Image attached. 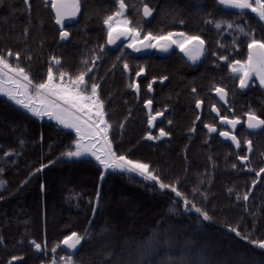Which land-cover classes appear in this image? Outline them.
<instances>
[{
    "label": "trees",
    "instance_id": "trees-1",
    "mask_svg": "<svg viewBox=\"0 0 264 264\" xmlns=\"http://www.w3.org/2000/svg\"><path fill=\"white\" fill-rule=\"evenodd\" d=\"M126 3L135 4L136 8L148 3L154 9L153 17L141 22L145 32L178 30L205 40L209 88H195L197 95L211 91L215 84L226 86L213 64L219 55L242 60L247 54L246 41L239 37V47L233 50V30L223 32L204 23L209 12L212 19L237 16L235 11H218L214 0ZM30 4L29 13L23 0H0V51H20L21 66L30 72L34 82L45 77L53 55L61 57L63 70L75 75L82 68V58L90 57L93 49L105 44L102 20L116 10L113 0H80L79 17L68 28L70 37L61 41L45 0H30ZM128 14L133 19L135 12L130 8ZM181 19L183 25L179 24ZM236 22H247L256 30L258 39L264 38L254 14L246 12ZM217 41L225 48L218 49ZM29 54L30 61L25 58ZM100 55L91 75L100 83L113 150L148 163L162 182L175 183L190 204L186 208L170 188L160 189L155 181L133 172L105 171L91 158H65L62 153L75 138L72 131L36 118L0 96V180L5 181L0 186V236L4 238L0 243V264L12 255L23 256L22 264L47 262L52 258V247L71 231L84 236L74 254L76 264H264V250L250 243L264 239V173L256 175L264 167V127L257 133L240 128L238 151L209 136L201 123L190 135L186 131L192 127L195 109L184 104L195 102L196 96H190L188 88H155L151 97L153 111L166 112L153 133L164 128L171 135L146 140L150 131L148 114L143 99L124 86L122 61L116 59L121 56V49L112 50L105 44ZM10 62L14 63L15 58H10ZM240 91V97L232 93L229 101L235 116L244 115L251 108L264 118V93L259 86ZM244 139L253 144L245 163L248 168L237 159L245 155ZM9 150L12 153L4 156ZM41 164L45 167L34 171ZM101 171H105L103 178ZM194 188L199 190L194 193ZM205 192L206 199L201 195ZM191 203L206 209L210 219L204 221ZM229 225L236 227L241 236L231 232ZM31 239L41 243L42 248L46 244V250L37 252L29 244ZM55 255L58 259L70 254L61 245Z\"/></svg>",
    "mask_w": 264,
    "mask_h": 264
},
{
    "label": "snow or ice",
    "instance_id": "snow-or-ice-1",
    "mask_svg": "<svg viewBox=\"0 0 264 264\" xmlns=\"http://www.w3.org/2000/svg\"><path fill=\"white\" fill-rule=\"evenodd\" d=\"M113 2L116 10L105 15L102 20L103 25L106 27V45H115L121 38H126L128 40L127 47L137 52L146 48L167 51L172 45H175L191 61H197L205 54V40L199 35H189L186 32L174 31L154 34L152 31H143L141 22L145 18L152 17L154 13V9L148 3H142L140 8H136L135 4L126 3V0H113ZM23 3L30 13V0H23ZM46 3H50L51 9L54 11L55 24L59 26V39L61 41L67 40L70 37V32L65 25L80 12V0H46ZM214 7L222 12L235 11L237 16L232 19L223 17L212 19V13L209 12L204 16V23L206 25H214L215 29L223 32H228L230 29L233 30V50L239 47L237 37L246 41L247 58L243 60L233 59L230 63H227L230 73L234 77L238 76V87L240 89L246 88L252 77L259 81L261 87H264V38L258 39L255 34L256 30L247 25V22L244 24L236 22L237 17H243L246 12H250L255 15L261 30L264 31V0H214ZM130 8L135 12L133 17L135 25H133V19H130L127 15V10ZM200 10L202 11V9ZM179 24L183 25L184 20H179ZM24 32L27 34L28 29L25 28ZM105 44H99L97 49H93L90 57L85 56L82 58V68L75 75L60 67L62 63L61 57L51 56L46 75L39 82H34L30 72L21 66L20 57L22 53L20 51L13 52L10 48L6 51H0V93L4 94L10 101L15 102V104L27 109L34 116H48L65 129L74 131L75 138L71 141L67 150L62 153V156L69 158H88L90 156L94 157L98 165L105 171L120 169L122 171L137 172L146 179L155 181L160 189L170 188L177 197L182 199L184 206L187 208L190 201L178 190L175 183L165 184L150 170L148 163L129 159L126 155L117 154L113 150L112 141L109 139L111 125L106 119L105 104L99 94L100 83L95 76L91 75L95 69V62L101 58L100 54L105 50ZM217 45L218 49L225 48V45L220 44L219 41H217ZM121 52H123V49H121ZM212 55L214 57L217 56L216 52H213ZM12 57L15 58L14 63L10 62ZM25 58L30 61L31 54ZM116 59L123 62V70L125 72L130 71V66L127 60L123 59V56H117ZM217 59L219 61H228L229 57L227 55H219ZM113 67H115V64ZM54 68L56 71H54ZM144 72V66L140 65L135 75L139 77ZM100 79L102 80L103 78L101 77ZM158 79L162 82L167 77L161 76ZM156 80L157 77L152 78V81ZM128 86L139 93L140 84L136 80H132ZM147 89L149 92L152 91L151 81L147 84ZM191 91L193 94L196 93L195 88ZM211 91L215 92L219 99L227 105L228 91L225 87L215 84L212 86ZM202 103L201 99H195V108L200 109ZM152 105L153 101L151 99L144 100V106L149 110L147 116V124L149 126L154 125L157 118L163 115L162 110L152 112ZM165 108H167V105H165ZM211 111L219 116L222 126L219 135L230 139L232 144L240 148L241 140L232 131L224 130L223 127L230 126L231 129H235L240 124V117L235 116L234 113L231 118L229 115H220V110L215 104L211 106ZM244 115L247 117L245 123L248 129H259L264 126V118L257 115L255 110L250 108ZM199 119L200 116L197 115L196 120ZM168 123L171 124V120ZM121 127H123V124H121ZM204 127L207 128L209 133L217 131L215 124H205ZM194 130V127L189 129V131ZM170 135L164 128L159 129L158 135H153L151 131L146 133L147 138L150 140H158L161 137ZM20 143L23 144L24 142L21 140ZM243 144L247 146L248 152L253 150V144L250 139H244ZM11 153L12 150H9V152L4 153V156H9ZM237 159L241 162H246L249 161V155L246 153L238 156ZM49 163L52 162L49 161ZM44 167L45 165L41 164L40 169L34 171L39 172ZM232 167L236 168V164H233ZM244 167L248 168L250 166L249 164H244ZM2 171L3 169H0V172ZM105 171L100 172L101 178L104 177ZM261 173H264V167L256 171L257 177H260ZM4 183L5 181L0 180V186H3ZM251 183L255 185L256 180L251 181ZM43 188L44 185L41 184V189L43 190ZM198 190L194 188L193 192L196 193ZM201 195L205 199L207 198L206 192L201 193ZM97 196L99 197V193H97ZM236 198L237 200L241 199L239 193H237ZM243 199L245 201L248 199V192L243 194ZM191 208L204 221L210 219L206 209L198 207L195 203H191ZM228 227L237 237L241 236L240 231L236 227L231 225ZM242 238L245 241L249 240L248 236H243ZM83 240L84 236L76 231H71L68 235H64L58 244L52 247V258L47 262L41 261L40 264H76L74 254ZM3 242L4 238L0 236V243ZM250 243L264 250V239H253ZM29 244L37 252L46 250V244L42 248V244L35 239L29 240ZM61 245L65 246L73 254L59 256L57 259L55 253ZM22 262L23 256L12 255L4 264H22Z\"/></svg>",
    "mask_w": 264,
    "mask_h": 264
},
{
    "label": "flooded vegetation",
    "instance_id": "flooded-vegetation-1",
    "mask_svg": "<svg viewBox=\"0 0 264 264\" xmlns=\"http://www.w3.org/2000/svg\"><path fill=\"white\" fill-rule=\"evenodd\" d=\"M45 7L49 9L52 13L50 3H46ZM79 14L80 12L77 13L76 19L72 24L65 26L67 30L70 26H72L76 22V20L79 17ZM127 15L129 16L128 10H127ZM53 23H54V16H53ZM103 27L106 30V27L104 25ZM174 32H182V31L176 30ZM127 43L128 40L126 38H122L121 42L118 43L117 41L115 45H109V46L111 47L112 50H116V49L118 50L119 48L123 49V52H121V56H123L124 60H127L130 66V71L125 72L123 70L122 81L124 82V86L126 88H130L128 85L132 80H136L140 84L139 93H137L135 89L132 90L135 92L137 96H140L143 99V107L145 108L147 114L149 113V110L144 106V100L151 99V97L155 95V88H184L185 90L186 88H188L187 93H189L190 96L195 95L196 99H201L203 103L200 109L195 108L194 100L190 104L187 103L184 104L189 108L192 106L195 109L194 118L192 119V123L193 122L195 123H193L192 127L190 128L192 129L194 127L195 130L194 131L188 130L186 132L189 133L190 135H194L197 129V125L201 123L202 128L207 132L209 136H213L221 140L219 131L222 129V126L219 121V116L211 111V106L215 104L216 107L220 110V115H229V117L231 118V115L233 114V109L230 107V103H229L231 94L233 93L236 96H238L239 94L240 97V93H241L240 91L241 89L238 87V76L234 77L233 74H231L229 69L227 68V63H230L231 60L233 59L230 58V56H228L229 57L228 61H219L217 59L218 62L213 63L214 66L216 67L215 69L217 70V72L220 73L221 76L223 75L222 80L225 81L226 83V86L224 87L228 91V97H227L228 103L227 105H225L224 102L219 99L218 95L215 92L207 90L203 93V95L200 96L197 95V92L193 94L191 91L193 88H209V78H208L209 58L207 57L206 51L205 54L201 56L199 60L191 61L175 45H172L167 51H161L155 48H147V51L143 53L128 48ZM205 49H206V44H205ZM246 58H247V54L244 59ZM140 65L144 66L145 72L142 73L141 76L136 77L135 72L138 71ZM122 68H123V62H122ZM219 69H221V71ZM161 76H165L167 77V79L161 82L158 79ZM153 77H157V80L152 81ZM150 81L152 82L151 92H149L147 89V84ZM251 85H258L261 90L259 81L255 77H252L250 79L248 86ZM181 106L183 105L181 104ZM208 106L209 109L207 110ZM175 107H177V104H175ZM152 112H155L153 111V105H152ZM164 112H166V110H164L163 113ZM197 115L200 116L199 120H196ZM238 117H240L241 124L238 125L232 131L236 136L238 135V131L240 128H244L246 130L243 124L246 120V116L239 115ZM162 119H163V115L157 118V121L154 122V125L150 126V131L152 132L153 135H154L153 132H154L155 124L161 121ZM205 124H215L217 131L209 133L207 128L204 127ZM224 130H230V129L228 127H224ZM156 135H158V132L156 133ZM243 147L245 148V154H246L248 152L247 146L243 145ZM234 149L236 151L240 150V148H235V147ZM238 162L240 163L239 160Z\"/></svg>",
    "mask_w": 264,
    "mask_h": 264
},
{
    "label": "water",
    "instance_id": "water-1",
    "mask_svg": "<svg viewBox=\"0 0 264 264\" xmlns=\"http://www.w3.org/2000/svg\"><path fill=\"white\" fill-rule=\"evenodd\" d=\"M52 13H53V16H54V23H55V14H54V11H53V10H52ZM75 19H76V17L71 18V21L68 22V23H66L65 26L72 24V23L75 21ZM145 19L149 20V19H151V17H149V18H145ZM55 26H56V28L58 29L59 26L56 25V24H55ZM146 51H147V48H146V49H142L141 51H138V52H143V53H144V52H146ZM261 91L264 93V87H261ZM246 119H247V117H246ZM245 121H246V120H245ZM220 124H221V123H220ZM240 124H241V122H240ZM240 124H238V125H240ZM243 124H244V126H245L247 132H249V133H257V132H259L260 130H262L263 127H264V126H261V128H259V129H248L246 123L244 122ZM238 125H237V126H238ZM223 127H228L231 131L234 130V129H231L230 126H223ZM145 139H146V140H150V139H148L147 137H146ZM220 139H221L223 142L230 143L232 146H234L235 148H237L234 144H232V142H231L230 139L225 138V137H221V136H220ZM247 154L250 156L251 152H247ZM246 162H247V161H246ZM246 162H241V161H240V163H241L242 165H244ZM62 248H63L65 251H67L68 253L72 254V252H71L70 250L66 249L65 246H62Z\"/></svg>",
    "mask_w": 264,
    "mask_h": 264
},
{
    "label": "rangeland",
    "instance_id": "rangeland-1",
    "mask_svg": "<svg viewBox=\"0 0 264 264\" xmlns=\"http://www.w3.org/2000/svg\"><path fill=\"white\" fill-rule=\"evenodd\" d=\"M122 41V38H121V40L120 41H118V43L119 42H121ZM0 96H2V97H5V98H7L4 94H2V93H0ZM8 99V98H7ZM9 100V99H8ZM13 102V101H12ZM13 103H15V102H13ZM17 105V104H16ZM17 106H19V107H21L22 109H24L25 110V108H23L22 106H20V105H17ZM30 113V112H29ZM31 115H33L32 113H30ZM34 116V115H33ZM34 117H36V116H34ZM36 118H39V119H45V120H50V121H53V122H55V123H57L55 120H53L52 118H50V117H48V116H43V117H36ZM58 124V123H57ZM59 125V124H58ZM60 127H62V128H64L62 125H59ZM65 129V128H64ZM66 130H68V131H72L73 133H74V131L73 130H71V129H66ZM75 134V133H74ZM65 158H68V159H72V158H75V157H72V158H69V157H66L65 156ZM88 158H91V159H94L95 160V158L94 157H88ZM118 170H120V169H118ZM133 173H135V174H138V175H140L139 173H137V172H133ZM141 176V175H140ZM143 178H145L144 176H142ZM146 179V178H145ZM147 180H150V179H147Z\"/></svg>",
    "mask_w": 264,
    "mask_h": 264
},
{
    "label": "crops",
    "instance_id": "crops-1",
    "mask_svg": "<svg viewBox=\"0 0 264 264\" xmlns=\"http://www.w3.org/2000/svg\"><path fill=\"white\" fill-rule=\"evenodd\" d=\"M27 111V109H25Z\"/></svg>",
    "mask_w": 264,
    "mask_h": 264
}]
</instances>
